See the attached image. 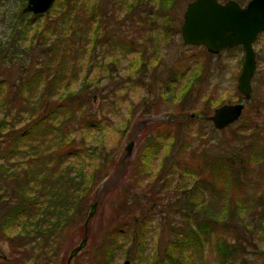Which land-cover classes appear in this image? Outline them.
<instances>
[{
  "label": "trees",
  "instance_id": "trees-1",
  "mask_svg": "<svg viewBox=\"0 0 264 264\" xmlns=\"http://www.w3.org/2000/svg\"><path fill=\"white\" fill-rule=\"evenodd\" d=\"M176 1L56 0L45 13L21 14L26 0H20L16 23L5 40L0 41V61L8 66L29 56L26 62L37 64L28 72L24 68L26 72L19 73L16 79L0 80V92L4 93L0 102V235L11 249V256L0 264H52L71 231L79 227L84 235L83 218L91 202L98 198V186L109 176L106 164L112 165L109 158L114 157H109L101 133L109 125L108 109L115 106L102 96L103 103L95 110L92 108L90 93L95 89L90 92L89 89L97 83L95 74L102 67L110 77V65L116 69L124 61L125 69L131 68L135 78H139L140 72L146 73L152 67L153 58L157 61L159 41L155 34L148 36L155 43L147 52L144 42L126 36L111 25L130 14L143 20L149 18L144 23L148 30H158L167 41L180 31L174 27L170 15ZM156 19H160L159 24ZM89 72L92 76L88 78ZM196 72L189 79L197 78ZM187 88L188 85L185 91ZM251 96L247 106L254 110L253 116L259 117L258 108L262 107L264 98L255 103ZM236 97L239 102L243 99L237 92ZM169 114L171 121L156 119L141 123L146 128L171 125L175 132L181 125L209 123L200 118L205 116L204 110L193 108ZM235 124L233 137L238 149L234 163L219 160L218 156L208 161L207 148L197 154L189 151L182 161L171 163L168 172L175 176L184 219L176 227L170 226L173 236L163 248L153 249V264H204L207 245L215 256V264H235L237 257V264L246 263L244 257L238 256L246 248L237 236L232 238L217 232L227 230L230 220L254 209L233 203L230 194L232 189L243 188L245 181L239 175L247 179L250 167L246 166L264 155L261 145L264 134L258 130V119L250 116L241 115ZM125 127L119 149L122 140L131 136V122ZM168 137V144L150 136L140 146L135 167L139 175L150 179L147 195L153 194L157 181L162 179L164 161L177 143L174 136ZM161 151L164 154L154 171L152 163L154 166ZM182 151L178 155L182 156ZM124 159L121 156L115 160V172ZM195 159L199 162L193 163ZM220 179L230 188L229 195L219 210L212 211L210 197L217 194L216 182ZM163 180L161 187L170 184L172 178ZM142 197L135 199L140 213H135L129 204L128 223L122 221L124 226L117 224L102 236L93 254L97 264H114V253L128 249L135 251L136 261H143L150 217L144 202L139 201L144 200ZM126 198L121 196L123 205ZM253 201L264 211L260 196H255ZM259 215L264 217V213ZM251 246L255 244L251 242Z\"/></svg>",
  "mask_w": 264,
  "mask_h": 264
},
{
  "label": "rangeland",
  "instance_id": "rangeland-1",
  "mask_svg": "<svg viewBox=\"0 0 264 264\" xmlns=\"http://www.w3.org/2000/svg\"><path fill=\"white\" fill-rule=\"evenodd\" d=\"M189 1L191 0H177L176 4L174 3L170 15L173 18L174 27L177 29H180L183 12ZM236 1L243 5L246 0ZM19 4L20 0H0V41L5 40L10 32V27L16 23L17 13L20 9ZM20 13L25 14L21 10ZM143 15L144 13H142ZM121 16L123 17V15ZM122 20L113 23L111 28L122 31L126 36L135 40L144 42L147 52L152 49L155 43L148 36L155 34L156 40L159 41L156 48V50L158 49L157 61L153 58L151 60L152 67L149 70L147 69L146 73L140 72L139 78H135L131 68L125 69L124 61H121L116 69H113L115 65H110L112 67L110 77H107L102 67L99 68V73L95 74L97 83L89 89V92L95 89L90 93L93 97L91 101L92 108L95 110L103 103L102 96L111 100L115 106L113 109H108L110 115H108L109 125L107 124L106 131L101 133L106 150L111 154L109 157H114L113 159L109 158L112 165L106 164L109 176L98 186V198L91 202H96L92 216L85 222L91 212L90 207L87 210V215L83 218L85 219L84 235L82 236V229L79 227L71 231L65 240L62 251L52 264H97L93 254L102 236L117 224L118 226H124L122 221L128 223L129 204L132 205V209H135V213H140L135 205V199L142 196L144 200L140 199L139 201L144 202L145 206H143L147 209V214L150 217L149 223H146L149 226V231L145 258L143 261H136L135 251L128 249L124 253L116 251L113 263L122 264L124 259H129L131 264H153L151 255L153 249L163 248L173 236L170 226L176 227L184 219L182 214L184 211L180 209L179 192L175 190V176L170 175L168 172L171 163L175 160L182 161L183 158L187 157L189 151L193 150L197 154L202 149L206 150V148L209 150L207 154L208 161H211L212 156H218L219 160L235 162L233 156L238 149V142L233 137V132L236 124H231L219 130L212 125L208 116L213 113L217 107L215 103L220 100H224L222 104L239 102L236 97V92L239 93L237 91V78L243 63V50L238 49V46H236L232 48H237V50L231 51L228 50L230 48H226L216 54L208 52L209 55L203 52L201 45L183 44L180 31L169 40H163L162 36L158 34V30L155 32L150 31L144 24L149 18L143 20L135 14H130ZM156 22L159 24L160 19H156ZM253 48L256 53V69L251 81V99L256 103L259 98L261 100L264 98V32L259 33ZM28 60H30L29 56L26 57V60L19 59L13 64H8V66L0 61V80L3 78L16 79L19 73L35 69L37 63L26 62ZM193 72H196L198 77L191 80L189 77ZM91 76L92 73L89 72L87 77ZM178 76L180 83L177 81ZM186 85H188V88L185 91ZM3 95L4 93L0 92V102ZM208 98H211V100L207 101ZM213 102L214 104H212ZM193 108L206 111L205 116L200 118L208 120L209 123L181 125L177 132L174 131L171 125L146 128L141 123L144 120L153 121L156 119L171 121L169 113ZM258 109L260 116H253L254 110H251L245 102L242 115L258 119V130L264 134V103ZM128 122H131V128H129L131 136L122 140V147L119 149L122 133L124 132L123 128H126ZM150 136L157 138L160 142L164 141L166 144H168V136H174L177 143H175L170 157L164 161L161 172L162 179L157 181L153 194L147 195L146 192L149 191L147 183L150 179L148 180L146 176L138 174L139 170L135 167V163L140 146ZM131 141L133 142L132 150L127 155L125 147ZM261 145L264 146V139ZM181 151L183 152L182 156L178 155ZM163 154L161 151L154 162V166L152 163L154 171L157 170L156 165ZM241 154L244 159L246 156L245 151ZM121 156H124L125 159L120 169L115 172L113 170L115 160L120 159ZM194 162L199 161L195 159ZM246 167H250V172L246 173L248 175L247 179H244L243 175H239L241 180L245 181L243 188L239 190L232 189L230 195L233 203H237L239 206L242 203L246 204L249 210L254 206V209L251 210V213L233 218L230 220L227 230H220L217 233L232 238H234V235L237 236V239L246 248L242 255H238L244 257V260H246L244 264H264V217L259 215L264 211L262 206L255 204L253 201L255 196H260L263 201L262 205L264 204V155L262 158H254L251 165L248 164ZM168 176L172 178L170 184L161 187V184H163L161 181H164L163 178H168ZM106 183L110 188H105ZM104 184L106 186L103 187ZM216 185L218 192L210 197L212 211H217L222 207L230 190L222 179L216 182ZM121 196L127 197L124 205L120 202ZM142 223L146 225L145 222ZM84 238L86 243L78 254L68 262L70 251L78 246ZM251 242L255 246L252 247ZM204 255V264H215V256L209 245H207ZM10 256V245L0 235V262ZM238 261L239 257L234 263L237 264Z\"/></svg>",
  "mask_w": 264,
  "mask_h": 264
},
{
  "label": "water",
  "instance_id": "water-1",
  "mask_svg": "<svg viewBox=\"0 0 264 264\" xmlns=\"http://www.w3.org/2000/svg\"><path fill=\"white\" fill-rule=\"evenodd\" d=\"M56 0H26L22 13L42 14L47 12ZM264 32V0H248L241 5L236 0H191L183 12L180 35L185 45H201L211 54L241 46L243 63L237 78V91L243 97L241 102L224 103L217 106L208 119L216 129L234 124L242 115L245 102L252 94V78L256 69V53L253 44L259 33ZM133 142L125 147L131 153ZM96 202L91 204L92 216ZM84 238L73 248L68 262L84 244ZM122 264H131L124 259Z\"/></svg>",
  "mask_w": 264,
  "mask_h": 264
}]
</instances>
